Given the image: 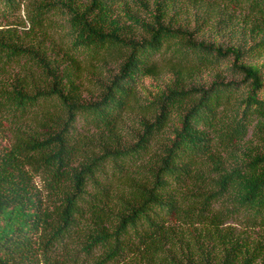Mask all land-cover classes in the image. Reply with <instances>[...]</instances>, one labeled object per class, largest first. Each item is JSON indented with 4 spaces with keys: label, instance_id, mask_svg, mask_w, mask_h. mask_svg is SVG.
<instances>
[{
    "label": "trees",
    "instance_id": "trees-1",
    "mask_svg": "<svg viewBox=\"0 0 264 264\" xmlns=\"http://www.w3.org/2000/svg\"><path fill=\"white\" fill-rule=\"evenodd\" d=\"M263 55L264 0H0V264H264Z\"/></svg>",
    "mask_w": 264,
    "mask_h": 264
},
{
    "label": "rangeland",
    "instance_id": "rangeland-1",
    "mask_svg": "<svg viewBox=\"0 0 264 264\" xmlns=\"http://www.w3.org/2000/svg\"><path fill=\"white\" fill-rule=\"evenodd\" d=\"M194 11H190V13H187V15L185 16H180V18L178 17L179 21L180 22H186L189 21L187 24L190 28H194V27H197V21H196V16H194L193 14ZM22 17H24V13L21 12L19 13ZM173 14V13H171ZM170 14V15H171ZM169 17H174L175 18V15H172ZM183 23V24H184ZM56 37H58V34H55ZM250 64L254 65L258 71H259V74L261 76V81L263 83V86H262V94L264 95V55L260 58H257V59H253L251 61H249ZM203 80H209L210 77H208V74H205L202 76ZM163 83L162 81H153L151 79H148L146 81H144L143 85H142V93L145 94V96L151 94V93H154L157 88L159 86H162ZM96 90V85L95 84H91V83H88L87 81H85V85H84V96L87 98L88 97V92H95ZM0 144L3 145V146H6L9 144V138L7 137V135H4L0 138ZM239 229H243L241 228L240 226H238ZM253 237H256V235H258L257 233H260V237H262V239H264V232L262 231H251Z\"/></svg>",
    "mask_w": 264,
    "mask_h": 264
}]
</instances>
